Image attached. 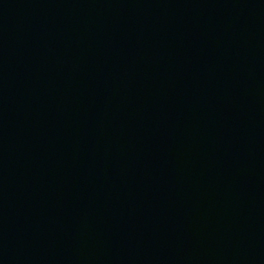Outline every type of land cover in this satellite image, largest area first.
I'll return each instance as SVG.
<instances>
[{
  "label": "water",
  "instance_id": "1",
  "mask_svg": "<svg viewBox=\"0 0 264 264\" xmlns=\"http://www.w3.org/2000/svg\"><path fill=\"white\" fill-rule=\"evenodd\" d=\"M0 264H264V0H0Z\"/></svg>",
  "mask_w": 264,
  "mask_h": 264
}]
</instances>
